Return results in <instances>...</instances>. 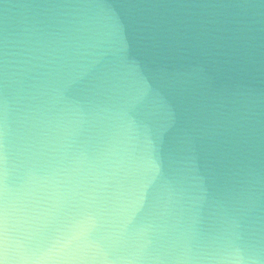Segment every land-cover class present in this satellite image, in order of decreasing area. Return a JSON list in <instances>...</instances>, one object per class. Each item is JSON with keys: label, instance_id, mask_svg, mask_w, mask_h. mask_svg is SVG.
Listing matches in <instances>:
<instances>
[{"label": "clouds", "instance_id": "clouds-1", "mask_svg": "<svg viewBox=\"0 0 264 264\" xmlns=\"http://www.w3.org/2000/svg\"><path fill=\"white\" fill-rule=\"evenodd\" d=\"M34 15L75 19L11 104L0 85V264H259L252 182L218 163L195 79L111 5Z\"/></svg>", "mask_w": 264, "mask_h": 264}, {"label": "water", "instance_id": "water-1", "mask_svg": "<svg viewBox=\"0 0 264 264\" xmlns=\"http://www.w3.org/2000/svg\"><path fill=\"white\" fill-rule=\"evenodd\" d=\"M14 12L0 13V85L11 104L38 58L52 52L65 34L55 26L88 4L111 5L134 20L148 42L194 78L205 131L222 170L249 178L255 193L254 226L264 237V0L240 8L230 0H5ZM250 12L251 14H246ZM256 99L250 120L238 121L244 94ZM264 264V246L257 249Z\"/></svg>", "mask_w": 264, "mask_h": 264}]
</instances>
